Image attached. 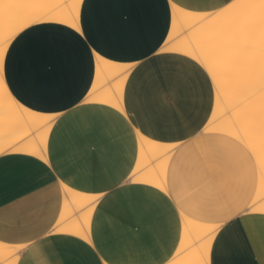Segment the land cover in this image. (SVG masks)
Returning <instances> with one entry per match:
<instances>
[{
    "label": "bare ground",
    "instance_id": "6f19581e",
    "mask_svg": "<svg viewBox=\"0 0 264 264\" xmlns=\"http://www.w3.org/2000/svg\"><path fill=\"white\" fill-rule=\"evenodd\" d=\"M81 1L0 0V264H210L216 232L243 208L264 264V6L168 0L162 49L198 62L215 93L204 125L177 148L184 142L150 139L127 118L131 65L97 56L86 99L94 105L75 110L89 143L70 115L50 124L10 91L3 66L13 37L46 19L77 27ZM51 160L61 190L45 178ZM132 168L123 202L103 199Z\"/></svg>",
    "mask_w": 264,
    "mask_h": 264
},
{
    "label": "crops",
    "instance_id": "0c3cea01",
    "mask_svg": "<svg viewBox=\"0 0 264 264\" xmlns=\"http://www.w3.org/2000/svg\"><path fill=\"white\" fill-rule=\"evenodd\" d=\"M46 20L20 30L5 52V82L27 107L44 114L77 107L92 86L99 57L131 65L122 103L141 134L180 143L204 125L214 101L212 81L195 60L162 49L171 25L168 0H82L77 27ZM116 194L123 202L121 189L102 198ZM210 264H258L240 220L220 227Z\"/></svg>",
    "mask_w": 264,
    "mask_h": 264
},
{
    "label": "rangeland",
    "instance_id": "374dc122",
    "mask_svg": "<svg viewBox=\"0 0 264 264\" xmlns=\"http://www.w3.org/2000/svg\"><path fill=\"white\" fill-rule=\"evenodd\" d=\"M194 1V0H193ZM182 36V35H181ZM180 37V36H179ZM173 40H177V38H174ZM1 95V94H0ZM86 99H88V97L86 96V98L83 100V102H81L80 104H79V107L77 106V107H75L74 109H72L71 111H69V112H66V113H54V114H48V115H51V116H53V117H50V124L53 122L54 124H55V122H58V118H59V121H60V118L62 117V118H64V117H68L69 115V117H71L72 119H73V122H74V126H76L77 127V129L80 131V134L82 135V138H84V140L86 141V142H90L91 141V139L89 138V136L87 135V132L85 131V129H84V127H83V121H82V119H81V115L82 114H80V116L78 117V113L75 111V110H78V109H81V108H84V107H87L88 105H94V103L93 102H86ZM88 101V100H87ZM93 103V104H92ZM81 105V106H80ZM74 113V115H73V113ZM76 112V113H75ZM59 115V116H58ZM78 117V118H77ZM52 118V119H51ZM61 118V119H62ZM78 120V122H77V120ZM54 119V120H53ZM53 120V121H52ZM79 123V124H78ZM89 129V128H88ZM82 131V132H81ZM84 135H86V136H84ZM85 137H88V139L86 140V138ZM188 141V140H187ZM187 143V142H186ZM183 145H185V142H184V144H182V145H180V146H177V148L178 147H182ZM2 156H4V155H2V154H0V159L2 158ZM47 164H48V169H47V172H49V174H48V176H46L45 178L46 179H50L52 182H54V183H58L57 184V186H58V188H59V190H61V185H60V182H59V177H58V175L55 173V171H54V166H53V162H52V160H51V162L49 163V162H47ZM150 163H149V165H148V167H150ZM47 167V166H46ZM15 171H14V174L15 175H18V176H22L23 174L25 175L26 174V171H25V169L24 168H20L19 169V167H18V170H17V168L15 169V168H13ZM13 169H11V170H13ZM20 170V171H19ZM133 170V171H132ZM132 170H131V172L129 173V174H127L126 176H124V177H122V178H120V180H118L115 184H113V185H111L110 187H108L104 192H103V194H108V193H111V192H117L118 190H122L125 186H127V185H130L129 184V181H134L135 179H133V178H136V174L138 173L135 169H133L132 168ZM0 171H3V169H0ZM135 172H136V174H135ZM19 173V174H18ZM3 175V174H2ZM56 180H55V179ZM58 178V179H57ZM132 178V179H131ZM130 183H132V182H130ZM245 212V209L243 208L234 218H232L233 220H236V221H239L240 220V216L243 214ZM231 219V220H232ZM1 224V223H0ZM221 227V226H220ZM220 229V228H219ZM218 229V230H219ZM218 232V231H217ZM217 232H216V234H217ZM216 234H215V236H216ZM215 236H214V238H215ZM214 238H213V240H214ZM212 243H213V241H212ZM211 247H212V245H211ZM210 253H211V250H210Z\"/></svg>",
    "mask_w": 264,
    "mask_h": 264
},
{
    "label": "snow or ice",
    "instance_id": "6c2138e0",
    "mask_svg": "<svg viewBox=\"0 0 264 264\" xmlns=\"http://www.w3.org/2000/svg\"><path fill=\"white\" fill-rule=\"evenodd\" d=\"M249 2L250 3H259L261 6H264V0H249ZM193 68H194V66H193ZM195 71H199L198 69H195ZM207 78L205 77V80H206Z\"/></svg>",
    "mask_w": 264,
    "mask_h": 264
}]
</instances>
